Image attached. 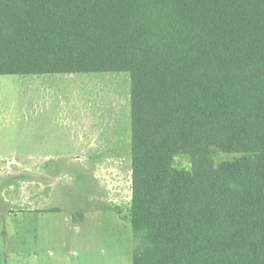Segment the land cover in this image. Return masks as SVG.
I'll list each match as a JSON object with an SVG mask.
<instances>
[{"label":"trees","instance_id":"1","mask_svg":"<svg viewBox=\"0 0 264 264\" xmlns=\"http://www.w3.org/2000/svg\"><path fill=\"white\" fill-rule=\"evenodd\" d=\"M119 71L132 264H264V0H0V75Z\"/></svg>","mask_w":264,"mask_h":264},{"label":"rangeland","instance_id":"2","mask_svg":"<svg viewBox=\"0 0 264 264\" xmlns=\"http://www.w3.org/2000/svg\"><path fill=\"white\" fill-rule=\"evenodd\" d=\"M0 169V264H132L128 72L0 75Z\"/></svg>","mask_w":264,"mask_h":264},{"label":"crops","instance_id":"3","mask_svg":"<svg viewBox=\"0 0 264 264\" xmlns=\"http://www.w3.org/2000/svg\"><path fill=\"white\" fill-rule=\"evenodd\" d=\"M77 123V121H76ZM2 193H3V187H2V173L0 169V217L3 215V200H2ZM79 227V225H77Z\"/></svg>","mask_w":264,"mask_h":264}]
</instances>
